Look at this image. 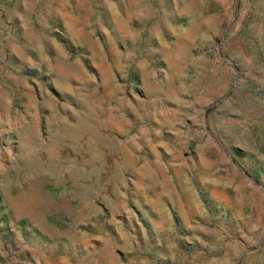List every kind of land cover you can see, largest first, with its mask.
Here are the masks:
<instances>
[{"label": "rangeland", "instance_id": "1", "mask_svg": "<svg viewBox=\"0 0 264 264\" xmlns=\"http://www.w3.org/2000/svg\"><path fill=\"white\" fill-rule=\"evenodd\" d=\"M0 264H264V0H0Z\"/></svg>", "mask_w": 264, "mask_h": 264}]
</instances>
